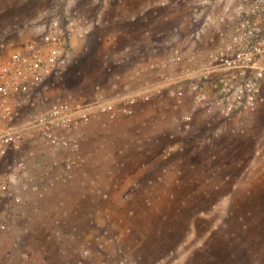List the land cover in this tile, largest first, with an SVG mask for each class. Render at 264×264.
<instances>
[{"label": "rangeland", "instance_id": "obj_1", "mask_svg": "<svg viewBox=\"0 0 264 264\" xmlns=\"http://www.w3.org/2000/svg\"><path fill=\"white\" fill-rule=\"evenodd\" d=\"M125 1L22 0L0 45L36 36L54 13L64 24ZM137 108L82 139L86 162L71 179L51 182L62 165L46 167L52 153L30 143L0 159V264H264V84L256 111L203 127L179 111L161 137Z\"/></svg>", "mask_w": 264, "mask_h": 264}, {"label": "built area", "instance_id": "obj_2", "mask_svg": "<svg viewBox=\"0 0 264 264\" xmlns=\"http://www.w3.org/2000/svg\"><path fill=\"white\" fill-rule=\"evenodd\" d=\"M197 4L186 35L137 71L156 85L129 95L98 88L93 98L77 100L66 92L50 93L51 80L66 75L78 61L72 33L56 13L39 34L0 56V159L30 143L35 153H52V162H43L46 167L62 165L63 178L56 175L51 182L65 181L86 162L81 152L84 128L131 116L141 100L164 95L182 102L189 94L203 118L212 120L256 111L264 83V0H219L213 13ZM106 69L112 71L111 66ZM113 79L107 84H115ZM192 115L181 118L188 121ZM36 188L42 195V187Z\"/></svg>", "mask_w": 264, "mask_h": 264}, {"label": "crops", "instance_id": "obj_3", "mask_svg": "<svg viewBox=\"0 0 264 264\" xmlns=\"http://www.w3.org/2000/svg\"><path fill=\"white\" fill-rule=\"evenodd\" d=\"M198 1L201 2V8L209 11L207 13H213L219 7L217 4L219 0H185L186 4H178L176 0H143L142 2L131 0L95 8V16L91 19L68 15L63 25L72 33V46L78 61L66 75L51 80L55 84L50 89V93L55 96L57 91L66 92L64 94H71L77 100H84L93 98L98 88L108 94L122 96L156 85L150 84L151 80L144 71L139 72L138 75L137 71L142 69L149 58L160 56L170 42L186 35L192 24V8L200 6L197 4ZM19 2L22 0H18V3L14 0H0V25L12 24L19 17L18 14L21 13L19 9L24 8V5L17 6ZM138 9L142 11L139 12ZM70 19L74 20L73 27L67 26ZM44 24L45 22L39 23L37 20L35 27L40 29L39 33ZM19 33V36L24 35V30ZM22 38L24 41V37ZM156 38L159 41L151 42ZM17 44L9 42L7 46L0 45L2 48L0 56H4L5 54H1ZM129 59L134 65L128 66L119 73L116 72L115 69ZM108 66H111V72L107 71ZM112 75L115 84H107ZM136 108L144 112L148 120V131L154 137L165 136L166 132L163 128L169 117L188 109L194 113L196 125L204 126L205 118L198 111V106L190 100L189 94L182 102L159 96L154 100L137 103L135 111ZM103 125L93 122L86 126L84 140L86 141L91 135L98 136ZM110 126L115 128V124Z\"/></svg>", "mask_w": 264, "mask_h": 264}, {"label": "bare ground", "instance_id": "obj_4", "mask_svg": "<svg viewBox=\"0 0 264 264\" xmlns=\"http://www.w3.org/2000/svg\"><path fill=\"white\" fill-rule=\"evenodd\" d=\"M41 192V191H40Z\"/></svg>", "mask_w": 264, "mask_h": 264}]
</instances>
